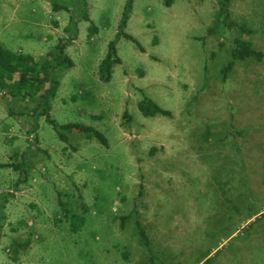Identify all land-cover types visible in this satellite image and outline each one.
<instances>
[{"label": "rangeland", "instance_id": "obj_1", "mask_svg": "<svg viewBox=\"0 0 264 264\" xmlns=\"http://www.w3.org/2000/svg\"><path fill=\"white\" fill-rule=\"evenodd\" d=\"M59 2L70 11L0 0V42L39 59L76 31L66 50L74 66L56 70L51 114L101 130L109 145L78 133L66 143L44 117L30 134L32 103L0 89V162L21 161L16 152L31 160L19 190L18 171L0 168V196L15 195L0 264H148L136 218L124 227L120 218L140 199V219L167 264H264V59L236 61L226 80L222 72L236 36L264 53V0L231 2L232 20L251 33L213 32L218 0H135L126 31L143 49L121 38L122 62L108 82L99 65L126 0L87 1L96 31L77 0ZM145 96L172 115L145 117ZM59 200L85 218L78 231ZM14 239L29 244L16 254Z\"/></svg>", "mask_w": 264, "mask_h": 264}, {"label": "trees", "instance_id": "obj_2", "mask_svg": "<svg viewBox=\"0 0 264 264\" xmlns=\"http://www.w3.org/2000/svg\"><path fill=\"white\" fill-rule=\"evenodd\" d=\"M51 3L52 9L54 11H70V7L61 4L59 0H48ZM88 0H77V8L82 9L83 18L90 22V30L96 31L97 27L91 20L86 8L88 6ZM219 1V11L216 17V26L212 30L217 32L222 26L228 29H238V31L244 33H251V30L247 28L245 24H239L232 20L231 2L232 0H218ZM135 0H126L125 7L123 10V15L118 26V32L116 37L110 41L108 53L105 58L101 61L99 65L100 79L103 81H110L112 79L113 68L122 62L121 57L118 54L117 44L121 38H126L132 40L141 49L138 39L131 33L127 32L128 23L133 12ZM174 0H165V4L170 7ZM81 18L72 17L70 23L77 27L78 22ZM75 33V34H74ZM70 38H60L55 49L48 53L43 58H36L30 54H24L22 52L12 51L4 47L2 42H0V89L5 91L10 96H21L25 100L32 103L30 106V116L33 119V124L29 129V133L32 134L39 129V121L41 118H45L47 122L53 125L59 138L64 142H69V135L72 133L83 134L89 139H96L101 144L108 146V138L101 130L85 124L80 123H67L58 124L56 120L52 117V99L56 97L59 87L60 80L55 75L56 70L60 67L71 68L74 66V61L69 57L66 50L69 45L73 42L76 37L77 32L74 31ZM231 56L227 65L223 68V79L226 80L228 74L235 65V62L245 61L250 58H254L258 61L264 59V53L256 50L253 44L241 36H236L233 40V47L229 51ZM139 110L145 117H154L157 115L171 116L172 112L170 110L164 109L152 98L145 96L140 100L138 104ZM124 116L127 120H131V115L126 110ZM233 133V132H232ZM206 137L209 136L207 132ZM228 138V136H225ZM38 141V137H35ZM40 149V148H38ZM15 158H21V161L17 162H0V168H12L14 171H18V179L14 184V188L19 190V187L23 181L29 177L30 170V158L21 152L15 153ZM143 192L140 191L139 197H141ZM15 197L13 193L2 194L0 196V241L3 237V223L6 218L5 208L10 201V198ZM141 200V199H140ZM140 200L135 201V206L131 212L126 215H121L122 227H124L132 217H135L136 231L137 234L144 244L147 250L149 263L148 264H167L164 262L159 253L153 249L152 240L145 229L141 219L139 207L142 205ZM65 214L67 216L71 215L70 209L66 207L63 200H59ZM71 227L73 231H78L82 225L85 223V218L83 216H78L72 214ZM15 253L17 254L19 248H26L29 244L22 243L19 240H13ZM201 263V262H200Z\"/></svg>", "mask_w": 264, "mask_h": 264}]
</instances>
